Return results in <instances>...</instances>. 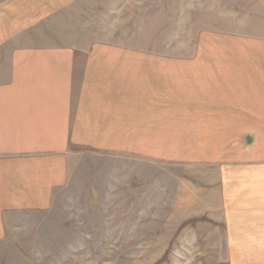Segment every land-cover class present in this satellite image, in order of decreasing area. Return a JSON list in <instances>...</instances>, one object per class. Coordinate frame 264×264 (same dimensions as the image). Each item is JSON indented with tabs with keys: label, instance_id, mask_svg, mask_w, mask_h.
Returning a JSON list of instances; mask_svg holds the SVG:
<instances>
[{
	"label": "crops",
	"instance_id": "0c3cea01",
	"mask_svg": "<svg viewBox=\"0 0 264 264\" xmlns=\"http://www.w3.org/2000/svg\"><path fill=\"white\" fill-rule=\"evenodd\" d=\"M145 3L133 0L132 11L126 0H0V242L61 204L91 156L158 162L197 132L223 138L240 125L264 140V0L185 8L178 31L201 37L193 58L140 38L176 30L172 0L170 10L169 0L161 11L159 0ZM255 140L262 155L237 186L260 222L245 242L263 244L264 141Z\"/></svg>",
	"mask_w": 264,
	"mask_h": 264
},
{
	"label": "rangeland",
	"instance_id": "374dc122",
	"mask_svg": "<svg viewBox=\"0 0 264 264\" xmlns=\"http://www.w3.org/2000/svg\"><path fill=\"white\" fill-rule=\"evenodd\" d=\"M126 3L133 11V0ZM172 4L176 30L158 31L156 37L144 31L140 38L173 43L176 57L193 58L201 37L197 31H178L177 23L198 0ZM165 6L166 0H159V11ZM224 119L228 126L230 117ZM241 127L223 131V138L214 130L197 132L190 147H175L171 159L158 162L129 154L91 156L90 180L84 174L52 212L31 214L24 228L0 242V264H264V243L245 242L255 239L247 232L260 222L237 186L257 165L253 157L262 155L263 147L252 148L255 139ZM253 223L254 228L248 226Z\"/></svg>",
	"mask_w": 264,
	"mask_h": 264
}]
</instances>
